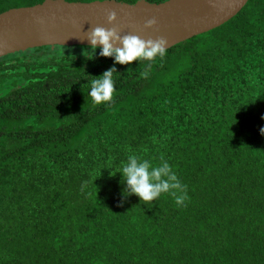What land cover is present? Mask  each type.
<instances>
[{
	"label": "trees",
	"instance_id": "trees-1",
	"mask_svg": "<svg viewBox=\"0 0 264 264\" xmlns=\"http://www.w3.org/2000/svg\"><path fill=\"white\" fill-rule=\"evenodd\" d=\"M86 48L0 58V264H264V0L163 61ZM113 66V101L96 105L88 81ZM131 154L163 156L186 206L125 198Z\"/></svg>",
	"mask_w": 264,
	"mask_h": 264
},
{
	"label": "water",
	"instance_id": "water-1",
	"mask_svg": "<svg viewBox=\"0 0 264 264\" xmlns=\"http://www.w3.org/2000/svg\"><path fill=\"white\" fill-rule=\"evenodd\" d=\"M249 0H166L120 4L45 0L29 7L12 8L0 14V58L42 46H88L94 27L118 28L120 35L132 34L147 40L165 37L168 49L214 30L241 12ZM115 11L117 21L108 22ZM155 17L154 28L145 23ZM122 47V45H117Z\"/></svg>",
	"mask_w": 264,
	"mask_h": 264
},
{
	"label": "clouds",
	"instance_id": "clouds-1",
	"mask_svg": "<svg viewBox=\"0 0 264 264\" xmlns=\"http://www.w3.org/2000/svg\"><path fill=\"white\" fill-rule=\"evenodd\" d=\"M99 2L103 3L104 0H99ZM117 3L123 4V0H117ZM107 18L109 23H114L118 19L117 13L111 11ZM157 23V19L153 17L146 21L145 27L154 28ZM87 39L91 44L90 49L86 48L83 52L86 59H94L96 49L101 48L100 56L114 57L115 64L121 65H129L134 61L151 62L157 57L163 61L169 45V41L163 36L147 40L132 34L121 36L116 27L111 29L94 27L89 31ZM117 45H122V47ZM150 68L151 63L141 73L143 78L149 77ZM114 73H118L115 66L103 72L99 77L92 76L93 79L88 81L90 84L89 95L94 104L100 105L113 101L116 91ZM260 131L264 135V128H261ZM160 160L161 163L158 166H153L150 160L141 159L135 154L127 157L126 162L116 171V173L122 174L121 183L126 185L123 189L124 197L136 195L147 204L158 199L161 194L169 193L174 197L177 206H186L185 201L189 199L188 186L180 181L163 156L160 157ZM111 174L113 175V173ZM86 184L87 182H85Z\"/></svg>",
	"mask_w": 264,
	"mask_h": 264
},
{
	"label": "rangeland",
	"instance_id": "rangeland-1",
	"mask_svg": "<svg viewBox=\"0 0 264 264\" xmlns=\"http://www.w3.org/2000/svg\"><path fill=\"white\" fill-rule=\"evenodd\" d=\"M97 53V52H96ZM89 54L91 55V53L89 52Z\"/></svg>",
	"mask_w": 264,
	"mask_h": 264
}]
</instances>
